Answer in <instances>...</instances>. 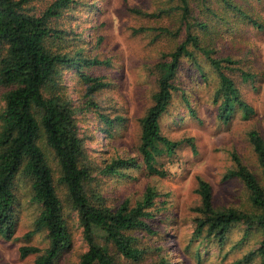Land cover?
<instances>
[{
	"label": "rangeland",
	"instance_id": "obj_1",
	"mask_svg": "<svg viewBox=\"0 0 264 264\" xmlns=\"http://www.w3.org/2000/svg\"><path fill=\"white\" fill-rule=\"evenodd\" d=\"M52 0H36L40 13ZM53 25L66 33L62 41L51 39L48 46L55 52H80L83 58H98L107 64L66 66L62 69L60 85L77 109L79 134L89 156L96 178L88 185L93 202L117 209L124 201L136 204L148 186L159 192L147 220L152 231L135 230L144 252L141 261L123 257L111 245V253L124 264H232L259 247L262 233L236 223L224 239L195 237L197 209L201 206L198 177L206 179L213 189L216 208H237L254 212L250 192L238 177L227 176L236 168L234 155L253 170L264 185L257 154L249 140V132L258 131L264 138V0H190L191 30L199 36L202 46L218 58L231 57L235 64L226 70L235 81L241 96L255 109L248 119L237 108L229 121L219 117L215 93L220 79L208 57L196 50L194 62L190 57L180 61L175 82L179 89L160 119L161 132L173 141L182 142L173 154L158 157L157 166L165 176L151 174L142 163L140 168L123 170L119 175L101 174L106 163L116 158H138L141 144V119L153 104L158 89L159 68L164 54L173 51L185 40L186 25H181L179 0H75ZM239 5L248 15L241 14ZM139 9L159 16H145ZM256 21L261 26H258ZM199 23H205L203 28ZM143 28V29H142ZM242 71L254 74L244 81ZM102 78L107 85L97 90L87 107L88 84L82 74ZM7 88L0 85V110L4 106ZM56 89H54V92ZM47 94L50 92L47 91ZM123 120L107 127L100 115ZM188 139H192L195 147ZM55 169L59 167L45 140L41 141ZM57 173V172H56ZM19 225L15 237H0V263L34 264L37 254L22 257L23 245L45 249L49 245L46 233L28 239L39 215L40 206L31 200V183L18 181ZM65 204L64 212L73 232L71 247L60 257L58 264H78L88 249L78 215L67 200L64 187L59 188ZM101 195V196H100ZM99 196V200L96 199ZM250 264H260L256 258Z\"/></svg>",
	"mask_w": 264,
	"mask_h": 264
},
{
	"label": "trees",
	"instance_id": "obj_2",
	"mask_svg": "<svg viewBox=\"0 0 264 264\" xmlns=\"http://www.w3.org/2000/svg\"><path fill=\"white\" fill-rule=\"evenodd\" d=\"M181 25H186L184 41L159 61L158 89L153 104L141 119L142 133L138 158H116L106 163L101 174L119 175L125 169L140 168L142 163L151 174L165 176L164 169L157 166L158 157L173 154L182 143L173 141L161 132L160 119L168 110L173 95L179 89L175 82L180 61L190 57L196 62L195 52L201 50L217 72L220 85L215 93L219 103V117L229 121L237 108L243 118L248 119L255 109L242 98L234 79L226 73L235 61L231 57L218 58L213 51L202 46L199 36L192 32L190 0H179ZM228 5H232L225 0ZM36 0H0V85L7 88L4 106L0 110V237L12 240L19 225L18 181L25 179L31 183V200L40 206L39 215L26 233L28 239L46 233L49 245L42 249L34 245L20 248L22 257L37 254L34 264H58L60 257L71 247L73 232L64 212L65 204L59 193L64 187L71 208L77 213V221L83 229V238L88 249L82 254L78 264H124L111 253V245L126 259L139 262L145 250L140 247V239L131 234L135 230L153 232L147 220L153 218L152 209L159 192L148 186L140 201L130 205L124 201L117 209L99 202H93L88 185L96 178L89 163V156L79 134L76 107L68 100L60 80L66 66L82 68L107 64L98 58H83L76 52H55L48 41H62L66 33L53 25L65 10L71 9L75 0H52L40 13ZM241 14L248 15L239 5ZM134 12L145 16H159L139 9ZM261 26L256 21H253ZM203 28L205 23H199ZM143 29V28H142ZM89 85L87 107H95L94 93L105 87L106 82L97 76L82 74ZM244 81L254 78V74L242 71ZM54 89L56 91L54 92ZM47 91L50 94H47ZM103 123L113 127L116 120L123 118L101 113ZM45 140L59 167L55 169L49 154L41 144ZM249 140L258 157L259 168L264 177V138L252 130ZM187 141L195 147L192 139ZM236 168L227 176L240 178L248 191L254 212L237 208H216L212 185L198 177V193L201 206L197 209L194 236L224 239L230 227L244 223L249 230L258 229L262 233L259 247L232 264H250L256 258L264 264V185L257 174L245 165L237 154L234 155ZM57 172V173H56ZM101 196V195H100ZM99 200V196H96ZM158 264H168L165 259ZM6 264V263H0Z\"/></svg>",
	"mask_w": 264,
	"mask_h": 264
}]
</instances>
